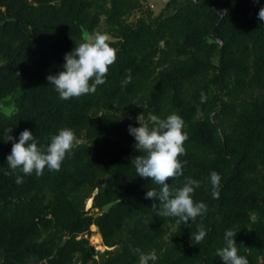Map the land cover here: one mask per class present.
<instances>
[{"label":"trees","instance_id":"16d2710c","mask_svg":"<svg viewBox=\"0 0 264 264\" xmlns=\"http://www.w3.org/2000/svg\"><path fill=\"white\" fill-rule=\"evenodd\" d=\"M140 5L0 0V98L15 96L10 114L0 109V264H139L135 249L154 252L155 264H224L216 253L227 230L237 233L240 256L264 264V0H168L172 12L126 21ZM101 14L118 59L95 94L62 100L47 77L63 70L83 31L96 32ZM115 108H132L149 127L151 115L184 120V176L168 183L200 181L193 198L207 205L206 215L188 224L157 215L160 201L145 196L160 186L137 175L135 124ZM212 117L223 121L222 133ZM63 128L82 142L59 171L9 174L21 132L46 147ZM9 129L14 139L5 141ZM213 171L221 176L218 199ZM92 225L103 252L84 237ZM201 226L207 235L194 245Z\"/></svg>","mask_w":264,"mask_h":264},{"label":"clouds","instance_id":"9594fccd","mask_svg":"<svg viewBox=\"0 0 264 264\" xmlns=\"http://www.w3.org/2000/svg\"><path fill=\"white\" fill-rule=\"evenodd\" d=\"M258 19L264 21V8H261ZM112 38L107 33L94 32L84 37V41L76 45L75 49L65 56L63 70L56 75L47 77L51 85L55 87L60 99L70 100L85 95L95 94L97 87L106 84L110 67L118 59L117 49L111 46ZM18 76L19 73H16ZM132 80L129 74L121 83L127 86ZM202 96V101H203ZM152 127L142 123V117H138L140 127L129 126V133L135 137L136 149L140 155L133 158L137 175L150 178L159 185V191L150 189L146 192V199H158L160 217H176L178 224H188L197 217L206 215L208 208L203 202L194 200V193L201 186L200 181L185 177L183 186L170 188L169 180H176L184 176L186 160L181 157L187 155L185 142L189 139L184 131V120L177 114H171L166 119L151 115L149 117ZM4 140L10 141L12 129L7 130ZM80 145V140L70 128H63L58 134L51 137V142L46 147H38L37 138L29 130L20 134L19 141L13 143L11 154L7 157L8 167L11 173L19 170L23 175L35 173L42 176L45 169L59 171L65 159ZM142 153V154H141ZM21 175L16 176L15 183L22 184ZM212 196L220 197L221 176L213 171L210 174ZM153 209L157 204H153ZM207 233L201 226L196 233H192L191 239L194 245L204 241ZM237 233L227 230L224 235L225 246L217 250L224 264H249L246 257L238 254L235 240ZM139 254V264H155L158 259L154 252L144 253L135 249Z\"/></svg>","mask_w":264,"mask_h":264},{"label":"rangeland","instance_id":"374dc122","mask_svg":"<svg viewBox=\"0 0 264 264\" xmlns=\"http://www.w3.org/2000/svg\"><path fill=\"white\" fill-rule=\"evenodd\" d=\"M140 1H141V5L139 8H136L132 10L131 12L125 14L124 17L126 21L136 22L139 18H143V17L147 18L150 11L152 13V16H158L160 14L172 12L174 9L173 5L166 7V3L168 0H140ZM104 20H105V14H101L99 25L96 27L95 31L101 32V33H107L113 40L114 36L112 33V29L106 25ZM86 35H89V33L87 31H83V36L85 37ZM213 61L216 62L217 58H213ZM14 98H15L14 95H8L3 98H0V109L4 113L10 114L11 111L14 109V106H15ZM104 112L105 111H100L99 114L104 113ZM111 112H113L118 117L125 116L129 118L131 121H133V123L135 124V127L141 126L140 122L138 121V117L141 115L134 113L132 108H125V109L115 108ZM212 120L217 124L219 133H222L225 127V125H223V121L215 117H212ZM142 123H145L144 118H142ZM80 142H82V140H80ZM85 207L89 208L90 206H87L85 202ZM93 211H96V209H93ZM86 236H88L87 238L88 245L92 248L93 251L103 252L105 249L108 248L103 243L102 238L97 228L94 225L90 227L89 233L84 235V237Z\"/></svg>","mask_w":264,"mask_h":264},{"label":"water","instance_id":"95a60500","mask_svg":"<svg viewBox=\"0 0 264 264\" xmlns=\"http://www.w3.org/2000/svg\"><path fill=\"white\" fill-rule=\"evenodd\" d=\"M91 201H92V198H91ZM91 206V205H90Z\"/></svg>","mask_w":264,"mask_h":264},{"label":"built area","instance_id":"2783aa9c","mask_svg":"<svg viewBox=\"0 0 264 264\" xmlns=\"http://www.w3.org/2000/svg\"><path fill=\"white\" fill-rule=\"evenodd\" d=\"M87 238H88V236H87Z\"/></svg>","mask_w":264,"mask_h":264}]
</instances>
